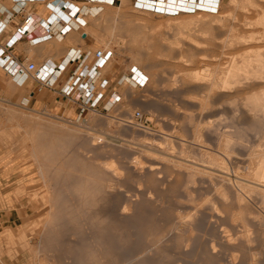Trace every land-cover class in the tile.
I'll return each instance as SVG.
<instances>
[{
    "label": "rangeland",
    "instance_id": "1",
    "mask_svg": "<svg viewBox=\"0 0 264 264\" xmlns=\"http://www.w3.org/2000/svg\"><path fill=\"white\" fill-rule=\"evenodd\" d=\"M138 1L104 5L85 29L122 73L113 109L57 118L0 85V193L14 208L0 213V264H264V195L247 187L264 181V106L251 99L264 104V72L225 76L264 48L225 45L261 37L241 22L258 17L245 0ZM133 69L144 87L123 81Z\"/></svg>",
    "mask_w": 264,
    "mask_h": 264
},
{
    "label": "built area",
    "instance_id": "2",
    "mask_svg": "<svg viewBox=\"0 0 264 264\" xmlns=\"http://www.w3.org/2000/svg\"><path fill=\"white\" fill-rule=\"evenodd\" d=\"M31 1V0H29ZM160 2L162 0H151ZM13 7L10 10H0V68L6 72L17 85L25 82H33L37 91L53 90L57 80L65 73L69 72L65 84L60 87L59 93L74 98L77 102L85 106L89 111L97 112L99 105L103 102L104 94L99 91L106 83L98 81L100 68L112 57L111 51L102 49L88 50L85 52H68L56 63L45 61L41 65L31 62L27 57L22 59L14 54L15 47L21 41H25L29 46L49 41L60 42L72 31L80 30L85 24L80 20V16L97 17L103 4L98 0H84L82 7L62 5L60 7L70 9V16L63 21V24H55L52 16L43 18L38 14L30 12L26 8V0H12ZM48 7H53L56 0H44ZM114 0H110L108 5L113 6ZM76 9V10H75ZM79 9V10H78ZM53 10V8H52ZM20 20L15 23V20ZM14 23L11 32H6L8 24ZM40 30L39 36H32ZM147 77L133 71L126 76V83L131 87L141 88L147 83ZM119 101V98L109 99L102 104V112L109 111ZM139 118V114L135 116Z\"/></svg>",
    "mask_w": 264,
    "mask_h": 264
},
{
    "label": "crops",
    "instance_id": "3",
    "mask_svg": "<svg viewBox=\"0 0 264 264\" xmlns=\"http://www.w3.org/2000/svg\"><path fill=\"white\" fill-rule=\"evenodd\" d=\"M26 1H28V3H26V8L30 12L38 14L45 19L52 16L53 20L56 23L62 24L63 21H61V19L65 20L68 18V16H70L71 8L64 10V8L60 7V4L71 5L74 8L82 7L84 4V0H56L57 2H55V5L53 7H48V5L45 4L44 0ZM98 1H100L98 2L99 4L110 6L108 5L110 0ZM114 1L116 3V1L118 0ZM13 5L14 2H12V0H0V10H10ZM103 9L101 13L103 12ZM71 12L73 13V11ZM58 13L60 16L57 15ZM80 18V20L84 21L85 24L80 28V30L72 31L71 33H69L62 41H49L33 46H29L25 41H21L16 45L14 54L20 59L27 57L31 62H34L37 65H41L47 60L58 63L68 52H85L88 50H92L89 47L94 46L95 43L91 38V35L87 31H85V29H87L88 27L87 21L92 19L93 17L86 15L82 17L80 16ZM19 20L20 17L18 16V18L15 20V23ZM13 27L14 23H10L6 27L5 31L11 32ZM40 34L41 31L37 30L32 36H39ZM111 59L107 63H105L99 70L98 81L106 83L103 88L99 89V91L104 94V100L102 104L107 102L110 98H119L117 87L120 85L119 79L122 73H119V69L110 64ZM68 74V71L65 72L57 80L53 90H43L40 92L36 90V92V85L33 82L28 81L19 86L13 81L10 75H8L0 68V85L10 83L16 88L28 90V99L25 98L26 103L32 104L33 108L48 112L51 115L61 117L62 119L77 120L78 118L81 119V117L89 110L81 103L77 102L74 98L67 97L59 93V89L65 84ZM126 76L127 75L123 76L122 78L124 82H126ZM5 211H14V208L8 207L6 199L2 198V193H0V213Z\"/></svg>",
    "mask_w": 264,
    "mask_h": 264
},
{
    "label": "bare ground",
    "instance_id": "4",
    "mask_svg": "<svg viewBox=\"0 0 264 264\" xmlns=\"http://www.w3.org/2000/svg\"><path fill=\"white\" fill-rule=\"evenodd\" d=\"M186 0H162V1H160V2H153V1H151V0H139L138 1V3H139V5L141 6V7H144V8H146V9H144V10H148V9H152V8H157L158 10H164L165 11V9H164V6H165V8L167 7L166 5H171L173 8H174V6L176 5L177 6V8H181L182 10H184V11H188L189 9H191V7H193L192 6V2L194 1V0H189V2L188 3H186L185 2ZM200 1H202L201 2V5H198L201 9L203 8V9H207V10H209V11H212L213 9H214V7H212V3H213V0H200ZM242 1V0H241ZM259 1H261V0H259ZM262 1H264V0H262ZM243 2H245V4H241V5H244V8L246 9H251V10H249V11H251V13H256V16L258 17V20H257V23H251V22H249L248 21V19H247V17H245L244 19H240L241 20V22H243L244 24H242V25H245V26H248V27H252V26H254V25H260L261 27H262V35H261V37H259V38H255L254 36V38L253 37H249V38H247L246 36V38H243L244 36H242V38H240V36L239 35H236L235 33H233V32H230V31H232L230 28V30L228 31V32H230V33H233V34H235V35H233V34H231L232 36H230V38H227V39H229V40H227V44L225 43V45H228L229 44V46L230 45H232V48L234 47L233 46V44H235L236 42H240V43H243V45H244V43L246 44V43H249V42H251L252 40L253 41H257V42H263V40H264V7H263V5H257L256 4V2H254L253 0H245V1H243ZM186 3V4H185ZM262 2H260V4H261ZM159 6H161V8L159 7ZM197 6V7H198ZM242 8V7H241ZM244 9V11L246 12V10ZM177 10V9H176ZM174 11V10H173ZM197 11H201V13H205V14H208V12H205V11H203V10H197ZM196 11V12H197ZM242 11H243V8H242ZM249 14H250V12H249ZM57 15H59V13L57 14ZM187 15L188 14H186V16H185V14H182V16H184V17H187ZM190 15V14H189ZM189 15H188V17H189ZM200 15H202V14H200ZM245 15V14H244ZM60 16V15H59ZM191 16V15H190ZM248 16V15H247ZM251 17V16H250ZM61 19V18H60ZM81 19V18H80ZM246 19H247V21H246ZM66 20V19H65ZM237 20V19H236ZM54 21V20H53ZM61 21H64L63 19H61ZM218 22L220 21V20H217ZM213 22V21H212ZM215 22V21H214ZM225 22V21H224ZM54 23L55 24H57L55 21H54ZM59 24H62V23H59ZM236 24V23H235ZM240 24V23H239ZM235 26V25H234ZM237 26V25H236ZM233 28H235V27H233ZM232 28V29H233ZM225 31H227V30H225ZM236 30H234V32H235ZM238 38H237V37ZM243 39V40H242ZM225 41V40H224ZM219 42H221V41H219ZM239 43V44H240ZM255 43V42H254ZM239 44H237V45H239ZM260 44V43H259ZM237 45H235L236 47H237ZM242 45V46H243ZM239 46H241V45H239ZM245 46V45H244ZM250 46V45H249ZM249 46L248 47H246L247 48V50H246V52H245V54L243 55V57H242V62H241V64L239 65L236 61H232L231 62V64H229L230 66H229V68H228V70L225 72V76H227V78L229 79V78H231V80H233L232 78L233 77H236L238 74L240 75L241 73L240 72H242V73H244V74H248V73H251L250 75H255V74H257V76H255V78H257V80H259L260 81V79H263L264 77H262V78H260L259 79V76H260V74L262 73V72H264V71H262V70H264V52H263V50H261V49H264V48H261L260 46V49L259 48H253V47H255V46H250V48H249ZM235 47V48H236ZM230 48V47H229ZM245 48V49H246ZM258 50H260V51H258ZM259 52H263V53H259ZM262 54H263V56H262ZM256 63V67L254 68V65L252 64V63ZM133 70H135L136 71V69H133ZM259 74H258V73ZM262 74H264V73H262ZM261 74V75H262ZM224 75V74H223ZM242 76V75H241ZM248 76H249V74H248ZM264 76V75H263ZM242 78V77H241ZM251 78V77H250ZM254 79V78H253ZM124 81V80H123ZM234 81H236V80H234ZM262 81V80H261ZM237 82V81H236ZM251 82V81H250ZM217 83V82H216ZM225 83V82H224ZM259 83V82H258ZM236 84H238V82L236 83ZM245 84V83H244ZM230 86V85H229ZM238 87V86H237ZM253 87V86H252ZM224 88H226V87H224ZM233 88V87H232ZM243 88H245V87H243ZM236 89V88H235ZM252 90H249V91H253V89H255V88H251ZM247 93V92H246ZM258 93H260V91L258 92ZM240 94H242V93H240ZM250 94H251V92H250ZM264 94V93H263ZM247 95H249V94H247ZM262 94H260V96L259 97H264V96H261ZM251 96V95H250ZM253 97H251V99L252 98H254V102H255V105H261V106H259V108L261 107H263L264 106V104L262 103V101H261V99H263V98H258V94H257V91L256 92H254V94L252 95ZM258 106H256L257 108H258ZM258 108V109H259ZM263 109H264V107H263ZM263 109H262V111H263ZM25 110V109H24ZM256 110V109H255ZM26 111H28V110H26ZM253 111V110H252ZM258 111V110H257ZM261 112V111H260ZM32 113V112H31ZM255 113V112H254ZM263 114V113H262ZM258 116V115H257ZM58 118V117H57ZM61 120V119H60ZM93 120V119H92ZM91 120V121H92ZM30 122H31V120H30ZM40 124H42V123H40ZM39 127V126H38ZM37 127V128H38ZM55 131V130H54ZM80 131V130H79ZM82 131V130H81ZM219 165V164H218ZM191 167V166H190ZM261 171V170H260ZM221 172H223V171H221ZM259 172V169H257V171H256V176H255V174L252 176V177H254V178H256L257 177V174H258V176H260V175H262V174H260V172ZM226 173V172H225ZM220 175V174H219ZM226 176V175H225ZM262 176H264V175H262ZM223 178V177H222ZM262 178V177H261ZM253 179V178H252ZM255 181H253V180H251V181H253V182H248L249 183V185H247V187H249V189H254V190H256V191H258V193L260 192L261 193V195H264V181H258L257 180V178L256 179H254ZM240 185V184H239ZM246 185H244V187H246ZM242 186H243V184H242ZM253 190V191H254ZM262 197V196H261ZM264 197V196H263ZM264 199V198H263ZM262 199V200H263ZM37 203V202H36ZM39 210V209H38ZM37 210V211H38ZM45 211V210H44ZM41 214H43V213H41ZM44 215V214H43ZM39 216H40V214H39ZM46 216V215H45Z\"/></svg>",
    "mask_w": 264,
    "mask_h": 264
}]
</instances>
